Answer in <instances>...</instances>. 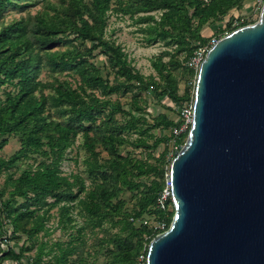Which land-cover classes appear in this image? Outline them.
I'll use <instances>...</instances> for the list:
<instances>
[{
	"label": "trees",
	"instance_id": "trees-1",
	"mask_svg": "<svg viewBox=\"0 0 264 264\" xmlns=\"http://www.w3.org/2000/svg\"><path fill=\"white\" fill-rule=\"evenodd\" d=\"M62 1L65 2L62 10H58L55 4L47 5L54 11L51 15L48 11L43 13L45 15L28 14L0 26V85L10 82L17 87L15 94H8L6 104L0 106V135L22 131L19 149L8 158L0 157V172L18 160L34 154L41 156L22 168L17 176L8 173L3 180L0 228L6 229L5 225L9 224L11 235L21 231L29 243L22 244L18 251L11 246L5 250L0 248V258L17 264H67L69 256L75 254L76 246L72 242L60 241L48 245L46 241L39 240L38 234L41 232L47 236L51 233L46 224L53 207H57L59 222L70 223L74 221L71 211L76 204H82L84 215L92 221V226H101L104 221L118 226V232L108 240V245H112L108 246V251L117 255L113 259L135 264L143 241L148 246L156 232L142 222L135 226L134 220L162 215L156 206V198L164 186L170 163L166 157L168 147L163 144L168 142L171 128L179 121L175 122L164 113L142 115L145 106L135 94L131 95L129 111L117 98L112 100L111 94H118L136 82L140 87L149 88L155 96L164 94L174 104L180 105L191 99L193 93L179 94L178 77L162 60V54L151 63L158 79L153 75L146 77L133 67L128 54L118 43L105 37L112 3L116 2L115 10L139 25L138 30L146 33L144 39L147 43L162 40L166 46L175 45V53L183 52L186 58H190L196 47L210 38L201 34L204 26L222 20L231 10H238L244 0ZM11 5H15L14 0H0V17ZM155 12L159 13L158 16ZM244 24L248 23L238 22L228 30H221V33ZM68 39L89 41V53L99 49L107 55L116 80L103 78L95 64L73 48L50 51ZM40 64L52 72L73 70L79 80L75 78L72 82L70 78L56 76L51 80H39ZM97 88L99 92L94 90ZM48 105L65 116L54 121L49 128L42 116ZM116 113L122 116V120L115 117ZM159 127L169 129V134L158 135L154 129ZM124 130H130L136 136L130 139L131 132L124 133ZM41 132H46V142L42 140ZM187 132L178 137V142H184ZM79 133L90 139L86 142L89 156L85 164L93 181L90 188H86L80 180L73 191L75 179L69 180L70 177L62 174L61 162ZM2 142L5 143L6 139ZM125 142L133 149L142 148L143 151L155 149L160 144L163 149L154 161H150L148 155L136 158L129 152L121 154L119 146ZM97 143L106 152V158L99 157L95 150ZM142 175L151 179L148 182L133 180V176ZM123 187L136 191L135 208L131 210L126 209L125 201L120 197ZM81 193L84 195L80 196ZM17 197L23 201L17 203ZM172 215L173 208L165 217L167 227ZM133 237L136 238L134 242ZM4 240L7 241L6 237ZM32 248H35L33 253L22 262L25 252ZM146 250L147 247L142 252L145 256ZM47 255L50 260L45 262L44 256Z\"/></svg>",
	"mask_w": 264,
	"mask_h": 264
},
{
	"label": "water",
	"instance_id": "water-1",
	"mask_svg": "<svg viewBox=\"0 0 264 264\" xmlns=\"http://www.w3.org/2000/svg\"><path fill=\"white\" fill-rule=\"evenodd\" d=\"M169 178L173 215L145 264H264V2L200 62Z\"/></svg>",
	"mask_w": 264,
	"mask_h": 264
},
{
	"label": "rangeland",
	"instance_id": "rangeland-1",
	"mask_svg": "<svg viewBox=\"0 0 264 264\" xmlns=\"http://www.w3.org/2000/svg\"><path fill=\"white\" fill-rule=\"evenodd\" d=\"M256 0H244L243 5L238 10H231L228 12L224 18L220 21H214L208 26H204V29L201 31V34L205 37L211 35L221 34V30H228L229 27H233L238 22L240 23H251L257 20L261 6L257 8L255 4ZM15 5L7 6L2 12L0 17V26L18 20L22 17L27 16L28 14L33 15H45L44 12L48 11L49 14H53V10L48 4L56 5L58 10H62L65 2L62 0H14ZM116 2L113 1L112 9L109 12V17L107 20V25L105 28V37L108 40H112L115 43H118L128 54V58L131 61L133 67L139 70L144 76L148 77L153 75L158 79L157 72L153 69L151 63L158 55L162 54V60L167 62V65L171 68L173 73L178 77L179 80V94H183L188 91L190 94L194 92L196 73L189 65V58L184 56L183 52L175 53L173 48L175 45H164L162 40H155L152 43H147L145 41L146 33H142L138 30V24H135L132 19L128 16H123L119 11L115 10ZM158 16V12H155ZM89 41L81 40H64L50 49V51L61 52L66 49H75L79 54H84L88 57V62H93L98 68L99 74L103 78H108L111 81L116 80L113 69L109 65L108 56L102 54L99 49L93 50L89 53L90 47ZM169 51V53H163L164 51ZM170 57L172 59H170ZM78 60V59H77ZM192 70L193 72H189ZM53 76L59 78H70L73 80L76 78L79 80L78 75L69 69H65L62 72H52L49 67L43 66L40 64L37 72V78L39 80H51ZM75 79V80H76ZM77 82V81H76ZM89 88V86H87ZM17 87L10 82H6L0 85V106L6 104L8 99V94H15ZM96 92H99V89H94ZM47 92V91H45ZM135 94L139 97L143 106H145V111L142 115L147 116L156 115L158 113H164L169 118L173 119L175 122L180 120V109L189 101L184 100L180 105L174 104L170 99H168L164 94L157 97L150 92V89H145L140 87L136 82L132 85H129L128 88L121 89L118 94H111L112 100L117 98L120 101L124 109L131 111L130 99L131 95ZM108 98V96H105ZM111 105H109L110 108ZM108 112L106 108L105 113ZM137 114V112H134ZM43 120L48 122V128L54 121L62 120L65 116L60 115L57 110L49 106L42 113ZM115 117H118L122 120V116H119V113L115 114ZM124 117V116H123ZM154 131L158 135H168L170 130L164 128H155ZM48 132H51L50 130ZM131 132L129 138L132 139L136 134L130 130H124V133ZM46 132H41L40 136L42 140L46 142L45 137ZM22 131L20 130L17 133H10L7 135H0V157L8 158L20 147V138ZM91 136V133L89 134ZM6 139V142L3 143L2 140ZM90 139L84 138L82 133L76 135L72 145L66 150L65 157L61 162V172L63 175H66L69 180L75 179L76 185L72 188L73 191L77 189L80 180L84 182L86 188H90L92 183V176L88 173L86 169L85 159L89 156V151L86 147V142ZM2 142V143H1ZM164 145V144H163ZM163 145L160 144L155 149H148L143 151L142 148L133 149V147L125 142L119 146V152L125 154L126 152L131 153L136 158L142 156H150L149 160L154 161V158L158 156L160 151L163 149ZM95 150L98 152L100 158H106V152L102 150V147L97 143L95 145ZM39 160L40 155L34 154L29 156L26 159H21L15 162L12 166L2 169L0 172V188L3 185V180L8 173H13L14 176H17L20 170L31 164L34 160ZM168 165V163H166ZM73 176H77L76 178ZM151 179L150 176H133L134 181L148 182ZM74 183V184H75ZM136 191H131L122 188L120 197L125 201V207L127 210L135 208V196ZM84 193H81L80 196H83ZM21 197H17V203L22 202ZM51 218L47 222V226L51 228V233L47 236L42 235L40 232L38 234L39 240H44L48 245L54 242H72L76 246V252L74 255L69 256L67 264H125L116 259H113V256H117L114 253L108 251V240H110L118 232V226H113L104 221L101 226H92V221L88 220L84 215L85 210L82 204H76V207L71 211V214L74 218V221L59 222L58 219V210L57 207H53L50 210ZM140 220H134V225L139 226ZM73 224V226L71 225ZM6 229L0 228V248L5 250L7 246L13 247L16 251L20 249L22 244H28L29 241L26 239V235L23 232H17L14 235H11L10 225H5ZM7 239L5 241L4 239ZM145 237V236H144ZM147 238V237H145ZM133 237L132 241H135ZM147 247V242L143 241V246L139 255L144 252ZM35 248H32L31 251H26L25 256L22 258V262H25L27 257L33 253ZM1 255V253H0ZM138 255V257H139ZM137 257V259H138ZM137 259L135 260L137 263ZM50 260V256H44V261L47 262ZM0 264H17L16 262L9 259H1ZM139 264H145L144 262Z\"/></svg>",
	"mask_w": 264,
	"mask_h": 264
},
{
	"label": "built area",
	"instance_id": "built-area-1",
	"mask_svg": "<svg viewBox=\"0 0 264 264\" xmlns=\"http://www.w3.org/2000/svg\"><path fill=\"white\" fill-rule=\"evenodd\" d=\"M264 0H256L255 4L257 8L262 6ZM228 33V31H224L219 35H212L208 39V41L204 44L198 45L193 52V55L189 58L190 67L197 73L198 67L202 59L204 58L207 50L217 42V40ZM192 112H193V96L189 101L180 109V120L178 125L171 128V137L167 143L164 145L168 147L167 152V160L171 161L177 151L181 148L183 143L178 142V137L187 132L192 123ZM156 206L161 210V217H147L141 219V222L147 225L152 232H161L166 229V221L165 217L168 215L169 211L173 208L172 198H171V182L169 178V169L165 173V182L164 186L159 192L156 198ZM146 262V256L141 253L137 259V263Z\"/></svg>",
	"mask_w": 264,
	"mask_h": 264
}]
</instances>
